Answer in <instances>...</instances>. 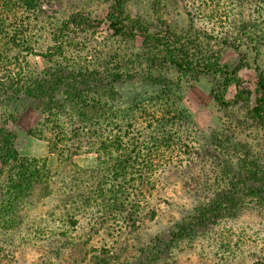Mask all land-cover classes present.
Instances as JSON below:
<instances>
[{
  "label": "rangeland",
  "instance_id": "rangeland-1",
  "mask_svg": "<svg viewBox=\"0 0 264 264\" xmlns=\"http://www.w3.org/2000/svg\"><path fill=\"white\" fill-rule=\"evenodd\" d=\"M52 4L42 24L27 23L25 38L31 53L6 46L17 31L13 24L8 26L11 18L0 34V129L12 136L19 156L44 162L48 172L45 186H36L14 216L1 215L0 210V264H94L100 251H114L121 260L130 258L186 216H195L194 208L202 199L221 191L224 171L234 176L229 168L251 161L264 172V128L252 120L248 104L223 107L215 101L217 78L180 77L164 69L153 72L155 77L148 82L134 71L133 81L117 87L115 105L119 111L132 109L133 127L123 140L134 144L136 154L140 151L119 180L129 184V193L121 206L104 214L94 193L85 194L82 184L79 192L71 189L75 175L79 180L83 175L84 183L87 177L98 179L108 188L115 157L98 159L97 143L82 138L79 122L72 125L66 113L41 112L35 101L18 94L17 74H22L21 69L32 77L50 67L43 55L54 46L52 24L78 11L100 20L109 4L102 0H52ZM124 16L152 28L158 26V19L166 20L191 37L198 54L212 55L220 64L238 69L247 88L253 87L257 72L264 75V0H128ZM67 43L69 65L90 64L110 55L124 65L135 60L142 69L149 54L138 38L134 42L113 38L105 26ZM115 64L119 66L109 62ZM161 92L175 100L167 112L153 101ZM234 93L229 88L225 99L232 100ZM118 127L114 130L122 132L124 126ZM95 129L105 137L113 135L110 123ZM0 172L2 183L7 170L1 171L0 165ZM213 224L190 246L178 245L170 256L166 251L157 264H252L254 252L263 256L264 208L241 213L237 219H216ZM92 229L87 239L84 234Z\"/></svg>",
  "mask_w": 264,
  "mask_h": 264
},
{
  "label": "trees",
  "instance_id": "trees-1",
  "mask_svg": "<svg viewBox=\"0 0 264 264\" xmlns=\"http://www.w3.org/2000/svg\"><path fill=\"white\" fill-rule=\"evenodd\" d=\"M102 1L108 3L109 8L106 16L100 20L91 17L85 11H78L52 24L54 46L43 55L47 63H50V67L32 77L25 76L20 69L22 74H17L21 80L17 93L35 101L37 109L41 112L54 115L66 113L72 125L79 122L77 128L81 131L82 138L88 142L93 141V145L97 143L95 152L98 159L115 157L116 161L109 171L111 179L108 188L100 180L90 177L85 179L87 182H80L83 175L80 176V180L75 175L73 179L75 184L71 182L70 185L71 189L77 192L84 186L85 190L87 189L85 194L94 193L101 200V207L106 210L104 214H108L116 205L121 206L122 198L129 193V184L119 180L125 177L129 166L134 165L136 160H130L131 157L136 158L140 154V151L136 154L138 151L135 152L134 144L123 140L128 129L133 127V123L130 120L131 108L124 111L115 109L118 101L117 87L120 83L133 81L134 71L140 79L148 82L153 81L155 77L153 72L164 69L174 70L180 77L193 79H197L199 75H212L218 79L213 93L215 101L223 107L240 103L248 104L250 109L248 114L252 120L264 128V75L257 72L253 87L247 88L238 78V69L220 64L219 59L212 55L198 54V48L191 37L177 32L166 20L158 19L157 27H148L143 22L124 16V7L128 0ZM52 5V0H0V34L6 29L5 22L9 18L12 22L8 26L13 24V28L17 30L9 38L10 40L6 41V46L21 50L27 48V53H31L25 38L27 23L32 20L42 24L45 15L47 16L46 8ZM102 26L106 27L113 38L131 42L136 41L137 38L141 40L149 53L145 60L146 66L142 69L141 66L138 68L135 60H126L129 65H124L122 60H111L110 55L90 64L66 63L65 57L71 58L66 54L67 41H74L75 36L86 37L87 34H94ZM110 61L118 63L119 66L109 65ZM231 87L235 91L234 97L227 101L225 94ZM153 101L164 106L166 112L175 102L163 92L158 93ZM105 122L110 123L112 127L109 131L112 136L105 137L104 132L95 129ZM120 126H124L122 132L114 130L116 129L114 127L121 130ZM119 133L123 135L119 136ZM74 136L78 141L80 140L77 138L78 134ZM70 157L68 156L69 159ZM0 165L1 171L7 170L5 180L0 183V196H3V200L0 201L1 215L14 216L16 208L27 202L35 187L44 185L43 177L48 172L44 162L19 156L14 149L12 136L3 129H0ZM239 167L227 168L234 176L229 177L225 171L223 172L221 191L214 198L202 199L194 208L195 216H186L174 225L173 230L163 234L162 237H158L159 234L158 239L149 243L147 247L137 250L130 258L121 260L114 251L111 253L100 251L94 257V264H157L163 260L166 251L169 250L170 256L178 245L190 246L196 238L209 233L216 219H237L241 213H252L264 208V172L260 171L257 163L251 161L243 162ZM239 169L240 172L235 171ZM1 177L2 172L0 179ZM44 190L46 191L47 187ZM78 195L80 194H77V197ZM128 198L129 196L126 197ZM88 204L82 205V208ZM16 218L18 221L21 220L20 216ZM92 231L94 229L84 234L87 239ZM261 252L263 256H258L254 252L256 260L252 264H264V251ZM226 253L224 252V256Z\"/></svg>",
  "mask_w": 264,
  "mask_h": 264
}]
</instances>
